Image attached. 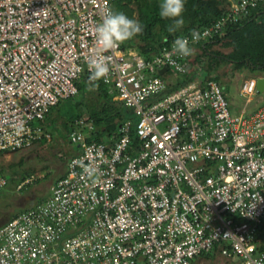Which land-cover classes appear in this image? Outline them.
Masks as SVG:
<instances>
[{"label":"built area","instance_id":"built-area-1","mask_svg":"<svg viewBox=\"0 0 264 264\" xmlns=\"http://www.w3.org/2000/svg\"><path fill=\"white\" fill-rule=\"evenodd\" d=\"M117 1L0 0V152L55 139L46 116L82 76L90 83L92 59L110 58L102 83L135 118L102 142H87L88 117L75 120L77 151L51 195L0 227V264H192L215 247L231 264H264V104L245 109L257 78L242 82L233 115L217 82L165 79L187 70V57H171L181 70L168 61L175 39L149 60L100 50L95 28ZM262 4L231 1L190 46ZM6 184L0 174V194Z\"/></svg>","mask_w":264,"mask_h":264},{"label":"trees","instance_id":"trees-1","mask_svg":"<svg viewBox=\"0 0 264 264\" xmlns=\"http://www.w3.org/2000/svg\"><path fill=\"white\" fill-rule=\"evenodd\" d=\"M231 1L234 0H186L185 12L182 17L184 24L175 32H169L168 27L173 21L163 19L159 15L161 0H118L113 5V12H124L129 17L138 19L143 25L142 34L121 43L120 47L126 53L134 52L149 60L162 47L169 46L174 39L189 35L193 30L200 31L209 27L227 12ZM214 47L217 49H213ZM194 49V55L187 57L186 73L179 79L180 84L174 85V88L185 85L199 76L201 84L206 81H215L224 90L225 86L220 83V78L209 75V72L205 70L207 60L210 61V69L214 68L216 63H221L230 65L235 70L246 69L253 73L258 71L261 77H264V4L257 7L249 16L238 23L229 25L226 28L224 37H215L211 42L199 43ZM191 66L195 67L194 71L190 70ZM81 78L85 79L86 85L90 87V83L86 81V76L84 75ZM78 83L80 84L81 80ZM96 83L98 84V88H95L98 95L96 102L87 106L82 100L75 101V97L80 95L78 89L75 97L58 103L51 111L70 102L64 115L58 114L57 116L64 119L62 122L63 129L72 130L75 126V120L81 116H86L93 124V130L86 137L87 142L113 141L117 136L118 128L127 120H132L135 124V118L130 110H127L108 95L107 88L102 80ZM84 93L83 90L82 95ZM224 93L226 94L225 90ZM227 99L231 104V99L228 96ZM51 111L47 114L45 120V124L48 123L50 126L54 124L50 118ZM55 122L57 123V119H55ZM134 131L132 126V138H134ZM41 142L44 141L36 143ZM0 174H2L1 169ZM16 215L18 213L11 215L8 220ZM257 235L262 242L261 248H264V222L259 227ZM215 253L216 247L212 252L200 255L198 258H213Z\"/></svg>","mask_w":264,"mask_h":264},{"label":"rangeland","instance_id":"rangeland-1","mask_svg":"<svg viewBox=\"0 0 264 264\" xmlns=\"http://www.w3.org/2000/svg\"><path fill=\"white\" fill-rule=\"evenodd\" d=\"M209 62L207 60L205 70L209 72V75L220 78V83L225 86L224 90L232 102L230 111L233 115L237 114L242 107V98L239 96L242 82L249 78L261 77V74L258 71L253 73L246 69L235 70L232 66L221 63H216L214 68L210 69ZM194 69L195 67L191 66L190 70L194 71ZM180 78L179 74L171 70L165 75L167 81ZM80 80L81 83L77 82L76 84L80 95L76 96L74 100H82L89 106L98 100L97 91L89 90L90 87L86 85L85 79L81 78ZM192 80L201 83L199 76ZM83 90L85 91L84 95H82ZM252 98L253 101L245 108L248 111L264 104V92L258 93ZM69 105L70 102L51 111L50 118L54 124H52L53 126L45 124V127L51 129L55 135V139L51 143H35L25 150L0 153V169L7 179V184L0 194V225L7 222L11 215L19 214L47 199L52 193L55 182L65 173L68 160L77 151V147L69 142L68 134L71 129H63L64 119L57 116L58 114L64 115ZM55 119H57V123ZM192 264L231 263L215 253L213 258H197Z\"/></svg>","mask_w":264,"mask_h":264},{"label":"clouds","instance_id":"clouds-1","mask_svg":"<svg viewBox=\"0 0 264 264\" xmlns=\"http://www.w3.org/2000/svg\"><path fill=\"white\" fill-rule=\"evenodd\" d=\"M186 0H161L159 15L161 18L171 20L173 23L168 27L169 32H175L184 24L183 14L185 12ZM143 25L136 19L129 17L124 12H109L95 28V39L100 50L108 51L115 49L119 44L131 40L137 35L142 34ZM191 42L187 37H178L175 39L172 52L167 54L168 61L176 64L171 59L172 55L178 57H190L194 55L195 49L190 46L197 43L201 39V34L195 30L191 33ZM110 58L92 59L89 61L90 89L98 88L97 81L106 80L111 71ZM159 62V61H157ZM177 70H181V66L176 64ZM85 174L92 178L96 176L94 169H85Z\"/></svg>","mask_w":264,"mask_h":264},{"label":"water","instance_id":"water-1","mask_svg":"<svg viewBox=\"0 0 264 264\" xmlns=\"http://www.w3.org/2000/svg\"><path fill=\"white\" fill-rule=\"evenodd\" d=\"M165 69L160 70V74L164 73ZM256 88L258 93H263L264 92V77H259L256 80Z\"/></svg>","mask_w":264,"mask_h":264},{"label":"crops","instance_id":"crops-1","mask_svg":"<svg viewBox=\"0 0 264 264\" xmlns=\"http://www.w3.org/2000/svg\"><path fill=\"white\" fill-rule=\"evenodd\" d=\"M75 153H76V151H75Z\"/></svg>","mask_w":264,"mask_h":264}]
</instances>
